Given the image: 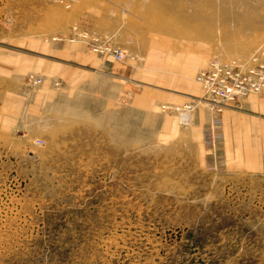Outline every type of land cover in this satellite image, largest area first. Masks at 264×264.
I'll return each instance as SVG.
<instances>
[{"label":"rangeland","instance_id":"rangeland-1","mask_svg":"<svg viewBox=\"0 0 264 264\" xmlns=\"http://www.w3.org/2000/svg\"><path fill=\"white\" fill-rule=\"evenodd\" d=\"M122 28L179 55L146 65ZM95 38L124 58L94 53ZM74 47L129 66L128 80H73ZM259 49L264 0H0V264H264V170L239 160L250 126L236 120L264 91L217 112L197 78ZM188 64L195 97L159 96L195 92L160 74ZM161 75L175 83L149 79Z\"/></svg>","mask_w":264,"mask_h":264},{"label":"crops","instance_id":"crops-1","mask_svg":"<svg viewBox=\"0 0 264 264\" xmlns=\"http://www.w3.org/2000/svg\"><path fill=\"white\" fill-rule=\"evenodd\" d=\"M114 25V24H112ZM111 27V31H109L111 34L115 33L117 36V29L113 30V26ZM116 28V26H114ZM120 27V26H119ZM129 31V28H127ZM115 31V32H114ZM122 34L120 35V44L121 47H124L126 50H128L132 55H136L139 57H144V63L147 65L148 61L153 59H159V58H164L170 55V53L178 54V52H174L169 48L168 50L164 49L165 47H170V45H173L175 42L174 40L168 38L167 39V44L166 43H161L163 46H159L155 41L158 40L156 36L152 35L153 31L149 32L146 36H144V41L142 43V46H139V43L136 41H129L125 39V29H121ZM126 31V32H127ZM120 32V31H119ZM113 34V39L116 38V36ZM134 44H132V43ZM81 48H76L74 47L73 49H70L68 54L71 56V52H74L72 55V58L74 59V69L72 71V79L76 80L79 79L80 83L81 81H84L86 77L91 76L92 72H94L96 75L104 76V78L107 81H115L113 78L116 80H120L121 83H124L128 80V76L130 75V69L129 66L124 65V64H113L110 59H101V58H96L95 56H87L84 55L82 51H80ZM74 50V51H73ZM156 62V61H155ZM157 64V62L155 63ZM154 64V65H155ZM173 64V63H172ZM195 64H188L182 67H167L163 68L162 72L160 74L166 73L169 71V69L174 70V73L177 74L176 77L177 79H181L186 82V84H190L193 86V90L195 88V92L190 90L189 87H187V92L184 90H178L175 91L172 89L173 87H177L178 89H183L182 87L177 84H171L172 88L168 89L167 91L164 90V86L158 84V89L160 91L159 96H166V99L170 101L171 103H179L183 102L184 99H189L191 97H195V93L198 91L197 83L195 82L194 75L197 71V67L192 70L190 68L191 66L194 67ZM196 66V65H195ZM156 67V66H155ZM79 76V77H77ZM168 76L161 75L157 78V80H154L156 78H149L151 81L155 82H160L164 85H167L165 82H172L175 83V80L169 79ZM71 79V80H72ZM112 79V80H111ZM150 81V82H151ZM117 82V81H116ZM152 83V82H151ZM102 83L101 85H103ZM153 85L156 83H152ZM76 85V84H75ZM124 86V85H123ZM122 86V90L123 89ZM169 86V85H167ZM170 86V87H171ZM89 87H94L90 86ZM111 95V93H109ZM182 94V95H181ZM241 111L245 112H240V114H244L245 117H240L236 116V120L239 122L240 120H243L245 124H248L250 126L249 130L246 131V135L244 136V139H239L238 140V147H241L244 149L242 150L239 160L240 161H248L249 167H254L253 169H258V170H264V94L258 98H253L251 100H245L239 107H237ZM236 109V108H235ZM235 117V116H233ZM240 118V120H239ZM236 125L235 129V135L239 134V125L238 123L234 124ZM237 144V140H236ZM238 147H235L234 153L236 156L237 149ZM236 159H234L235 161Z\"/></svg>","mask_w":264,"mask_h":264},{"label":"built area","instance_id":"built-area-1","mask_svg":"<svg viewBox=\"0 0 264 264\" xmlns=\"http://www.w3.org/2000/svg\"><path fill=\"white\" fill-rule=\"evenodd\" d=\"M80 40H84V37L81 36ZM93 41L97 42L96 38ZM92 46L96 47L97 45ZM94 47H92L93 50ZM115 55L121 59L119 54ZM248 64L244 67L233 65L219 68L220 65L218 67L215 62H212L207 73L200 75L199 80L206 83L204 86L210 93L211 100L209 103L212 105V110L216 108L217 112H221L225 102L234 101L237 99L235 97L241 94L251 93V95H255L264 91V50L255 59L250 60ZM234 68L238 69L235 73ZM255 68H258V71L253 73ZM223 77H228V80ZM187 108L188 110L192 109L190 106ZM215 125H220V122L215 121Z\"/></svg>","mask_w":264,"mask_h":264},{"label":"bare ground","instance_id":"bare-ground-1","mask_svg":"<svg viewBox=\"0 0 264 264\" xmlns=\"http://www.w3.org/2000/svg\"><path fill=\"white\" fill-rule=\"evenodd\" d=\"M82 34L83 33H79L78 35L80 36ZM96 41H97V44L95 43V41H93V44H96L97 45L96 47H94V53L104 54V55H107V54L108 55H112L116 60H122L124 58L125 54L123 53L122 50H118L116 48H112V50H111L109 47H106V44L105 43H107L106 42L107 40H104L105 43H103V44L101 42H99L98 40H96ZM100 44H101V46H100ZM263 50L264 49H259L256 52H254L251 56H249L248 61L247 60L246 61H239V60H235V59L228 60V61H220V60H217V59L210 60L208 62V64L206 65V67L201 70V72L199 73V75L197 76V78L201 74L207 73V71L211 68L210 65L212 64V62H215V65L218 66V67L220 65L219 68H222L221 66H233V65H240L241 67H244V66L249 65L248 62L250 60L255 59L256 56H259L261 54V51H263ZM115 54H119L120 57H121V59H117L116 56H115ZM122 56H123V58H122ZM200 82L202 83L203 86H204V84H206V83H203V81H200ZM204 98L206 99L205 100L206 103L211 100V99H209L210 98V93L208 91H207V93H205ZM202 101L203 100H201L199 102L201 103ZM165 109H167V107ZM177 109H180V111H181V109L183 110V111L180 112L181 113V117L179 118L180 121H181V123H187V122H189V120H190V115H189L190 111H188L187 106H184L183 108H177Z\"/></svg>","mask_w":264,"mask_h":264}]
</instances>
